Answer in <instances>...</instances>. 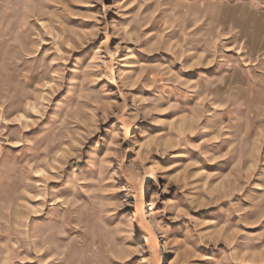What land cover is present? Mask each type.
<instances>
[{
    "label": "rangeland",
    "instance_id": "374dc122",
    "mask_svg": "<svg viewBox=\"0 0 264 264\" xmlns=\"http://www.w3.org/2000/svg\"><path fill=\"white\" fill-rule=\"evenodd\" d=\"M0 264H264V0H0Z\"/></svg>",
    "mask_w": 264,
    "mask_h": 264
}]
</instances>
